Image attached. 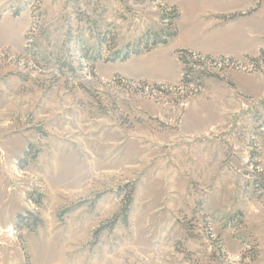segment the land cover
<instances>
[{
    "label": "rangeland",
    "instance_id": "rangeland-1",
    "mask_svg": "<svg viewBox=\"0 0 264 264\" xmlns=\"http://www.w3.org/2000/svg\"><path fill=\"white\" fill-rule=\"evenodd\" d=\"M146 1L0 0V264H264V62L209 57L235 65L200 89L176 52L175 85L105 77L108 40L167 29Z\"/></svg>",
    "mask_w": 264,
    "mask_h": 264
},
{
    "label": "crops",
    "instance_id": "crops-1",
    "mask_svg": "<svg viewBox=\"0 0 264 264\" xmlns=\"http://www.w3.org/2000/svg\"><path fill=\"white\" fill-rule=\"evenodd\" d=\"M165 3L177 12L174 20L176 36L166 45H159L148 53L130 56L124 62L110 63L120 65L119 69L105 77L118 75L148 84L175 85L181 72L175 55L177 51L188 50L208 57L234 60L255 57L264 52V0H165ZM167 58L178 65L177 73L172 76L160 74L161 63ZM235 85L238 88L236 80ZM262 215L248 227L250 222L245 214V233L256 245L257 253L264 255ZM238 249L237 245L233 253L236 254Z\"/></svg>",
    "mask_w": 264,
    "mask_h": 264
},
{
    "label": "trees",
    "instance_id": "trees-1",
    "mask_svg": "<svg viewBox=\"0 0 264 264\" xmlns=\"http://www.w3.org/2000/svg\"><path fill=\"white\" fill-rule=\"evenodd\" d=\"M176 18H177V12L174 8H172L169 13L164 14L161 17V22H167V29L166 30H161L159 33L146 34L142 38H140V41L137 42L134 46H130V47L126 48L124 51L115 50L116 45L114 43V40L113 39L108 40L111 42V46H109L108 51H112V50H114V51H113V54L110 58H106L104 60L105 63H115L117 61L118 62H124L127 59H129L130 56H139L141 54L150 52L151 50H153L155 47H157L159 45H166L169 40H172L176 36V30L173 27L174 25L172 23ZM105 37L106 36H102L103 39L98 40L99 46H103L104 45L103 43H105V44L107 43ZM176 53L178 55L182 56V57H180V60L182 59V61H183L185 59L187 51L186 50H180V51H177ZM83 54H87V53L84 52ZM258 57L260 58V60H258V58L257 59H251L248 57H247V59L257 66L259 63L258 61L264 62V52H260ZM206 58L210 59L209 57H206ZM99 59H100V57H92V58L87 59L86 55H85L80 60V65L83 66L85 60L95 63ZM186 71H187V69H186ZM182 82H183L184 88H190V85H193L196 89H200L202 87V84L199 80H198V82H192V81L184 78V80ZM156 89L160 90V88L158 86H156ZM160 91H162V90H160ZM253 143H255V142H253ZM250 148H252V143L250 145ZM255 151L256 150H254V146H253L252 153H251V162L253 165V173L255 174L256 179L253 180V182L250 184V187L253 188L254 195L255 194L258 195V199H259L262 196V194L264 193V174H262V171L258 169L259 165H258L257 159H256L257 156H256V154H254V153H256ZM131 193H132V189L130 188L129 193L127 194V197H126L127 198V201H126L127 204H125L123 207V220L124 221H126V219H127L128 205H130V203H131Z\"/></svg>",
    "mask_w": 264,
    "mask_h": 264
},
{
    "label": "built area",
    "instance_id": "built-area-1",
    "mask_svg": "<svg viewBox=\"0 0 264 264\" xmlns=\"http://www.w3.org/2000/svg\"><path fill=\"white\" fill-rule=\"evenodd\" d=\"M136 2L140 0H134ZM146 1V0H144ZM153 6H150L149 8L153 9L155 12H159L160 10H167V13L170 12L171 8H168L165 5V1L163 0V6H156V3H154V0H152ZM147 2V1H146ZM180 55H178V61L182 64L183 66V61L182 59L180 60ZM184 60H190V67H183L185 70L184 72L186 73V78L187 80H190L192 82H198V78L203 74H210L213 72H222L227 70V68L234 67V63L230 62L229 60H222V59H217V60H212V59H207L206 57H200L199 55L192 53L190 51H187V54L185 56ZM248 64L255 65L252 62H247ZM258 66V65H257ZM187 69V71H186ZM183 77V76H182ZM183 78V80H184ZM191 87V85H190Z\"/></svg>",
    "mask_w": 264,
    "mask_h": 264
},
{
    "label": "bare ground",
    "instance_id": "bare-ground-1",
    "mask_svg": "<svg viewBox=\"0 0 264 264\" xmlns=\"http://www.w3.org/2000/svg\"><path fill=\"white\" fill-rule=\"evenodd\" d=\"M154 3H156V6H163V0H154ZM164 13L167 14V10H162L161 14ZM163 23L167 24V22ZM183 64L187 65V67H190V60H183Z\"/></svg>",
    "mask_w": 264,
    "mask_h": 264
}]
</instances>
